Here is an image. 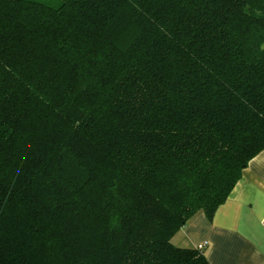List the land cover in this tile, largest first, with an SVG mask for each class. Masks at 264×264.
<instances>
[{
  "label": "trees",
  "instance_id": "trees-1",
  "mask_svg": "<svg viewBox=\"0 0 264 264\" xmlns=\"http://www.w3.org/2000/svg\"><path fill=\"white\" fill-rule=\"evenodd\" d=\"M263 150L264 0H0V264H209Z\"/></svg>",
  "mask_w": 264,
  "mask_h": 264
},
{
  "label": "crops",
  "instance_id": "crops-1",
  "mask_svg": "<svg viewBox=\"0 0 264 264\" xmlns=\"http://www.w3.org/2000/svg\"><path fill=\"white\" fill-rule=\"evenodd\" d=\"M264 150L243 169L226 200L209 220L198 212L171 238L202 250L209 264H264Z\"/></svg>",
  "mask_w": 264,
  "mask_h": 264
},
{
  "label": "rangeland",
  "instance_id": "rangeland-1",
  "mask_svg": "<svg viewBox=\"0 0 264 264\" xmlns=\"http://www.w3.org/2000/svg\"><path fill=\"white\" fill-rule=\"evenodd\" d=\"M33 1L41 2L53 7H57L61 4V0H33Z\"/></svg>",
  "mask_w": 264,
  "mask_h": 264
},
{
  "label": "built area",
  "instance_id": "built-area-1",
  "mask_svg": "<svg viewBox=\"0 0 264 264\" xmlns=\"http://www.w3.org/2000/svg\"><path fill=\"white\" fill-rule=\"evenodd\" d=\"M262 224L264 225V219L262 220ZM204 245H205V243H202V244H200L198 247H199V248H203Z\"/></svg>",
  "mask_w": 264,
  "mask_h": 264
}]
</instances>
